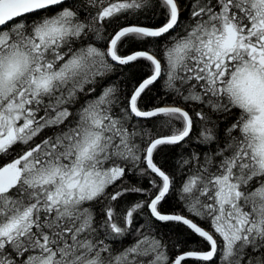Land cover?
I'll return each mask as SVG.
<instances>
[{
  "label": "snow or ice",
  "instance_id": "obj_1",
  "mask_svg": "<svg viewBox=\"0 0 264 264\" xmlns=\"http://www.w3.org/2000/svg\"><path fill=\"white\" fill-rule=\"evenodd\" d=\"M189 260L264 264V0H0V264Z\"/></svg>",
  "mask_w": 264,
  "mask_h": 264
},
{
  "label": "trees",
  "instance_id": "obj_2",
  "mask_svg": "<svg viewBox=\"0 0 264 264\" xmlns=\"http://www.w3.org/2000/svg\"><path fill=\"white\" fill-rule=\"evenodd\" d=\"M192 247H195L194 245ZM188 264H196V262L192 261V260H189L188 261Z\"/></svg>",
  "mask_w": 264,
  "mask_h": 264
}]
</instances>
